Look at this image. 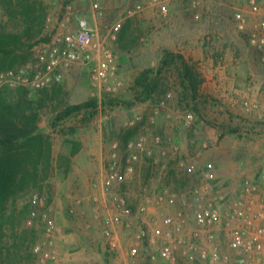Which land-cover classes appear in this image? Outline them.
<instances>
[{"label":"rangeland","instance_id":"1","mask_svg":"<svg viewBox=\"0 0 264 264\" xmlns=\"http://www.w3.org/2000/svg\"><path fill=\"white\" fill-rule=\"evenodd\" d=\"M35 1L39 3L37 16L43 9L47 14L43 32L36 41L43 44L46 42L42 38L48 37L50 42L58 31L73 27V21L65 20L70 7L74 15L89 19L100 42L114 52V71L107 84H95L90 70L101 59L96 53L93 62L66 71L61 82L44 90L26 91L24 100L39 114L35 134L45 136L54 162L47 174L43 165L35 171L36 175L28 167L9 188L4 200H0L2 262L35 264L39 259L34 246L43 239V229L40 222L38 227L29 225L31 199L38 194L44 201L43 206L55 217L57 227L60 224L63 232L70 235V241L64 244L72 252H81V256L95 264H169L162 258L150 263L143 249L139 257L131 255L139 229H152L146 223L135 224L131 217L129 227L116 226L111 240L118 246L113 248L110 238L104 234L102 216L113 211L116 194L128 197L126 181L137 173L144 178L147 166L162 176H179L182 185H187L192 177L176 169L181 162L197 165L211 175V181L204 182L211 187L210 198L226 196L230 201L227 205L236 198L244 179H261L264 174V62L254 36H258L259 26L264 22V0H256L260 8L257 13L252 11L251 0H97L102 16L91 8L94 0ZM238 13L245 17L243 28L236 19ZM5 22L9 27L19 28V22L17 26L6 19ZM113 28H117L115 40L109 35ZM38 44L22 66L29 74L39 69ZM177 55L183 56L201 81L197 94H192L189 83L183 79L182 62ZM1 89L6 94L20 93L19 88ZM91 100L96 103L93 109L62 117L70 106ZM167 131L171 134L165 137ZM90 132L94 136L99 134L106 165L102 178L97 175L99 178H86V181L90 189L92 186L97 190L103 188L106 195L102 203L97 201V206L94 200L88 203L78 198L82 202H77L81 207L77 210L66 205L65 190L71 180L57 166L56 158L73 143L81 146L84 143L91 149ZM155 137L162 139L160 145L156 144ZM142 138L146 151L139 153L133 174L123 184L106 186L104 179L112 151L118 149V160L125 168L128 144ZM30 149L25 143L11 158L17 163L22 159L24 162ZM163 151L167 152L165 156ZM90 156L97 158L95 153ZM141 162L144 164L139 168ZM259 183L260 194L255 206L258 210L260 202L264 210V182ZM153 194L146 195L152 198ZM69 196L71 199L84 197L81 192H70ZM227 205H222V209ZM94 207L96 218L92 212ZM70 208H74L71 214ZM74 223H77L75 227ZM57 237L58 232L56 242ZM218 241L221 251L229 252L221 232H218ZM185 262L186 258L178 252L176 264Z\"/></svg>","mask_w":264,"mask_h":264},{"label":"built area","instance_id":"2","mask_svg":"<svg viewBox=\"0 0 264 264\" xmlns=\"http://www.w3.org/2000/svg\"><path fill=\"white\" fill-rule=\"evenodd\" d=\"M252 11L259 12L256 0H251ZM91 8L103 15L102 7L97 0L91 3ZM131 14V12H130ZM240 28L244 27L245 17L238 13L236 16ZM65 20L73 21L75 25L62 32H57L49 43L40 44L36 50L39 56V69L29 74L25 70L8 69L0 72V89L23 88L28 91H40L49 88L63 80L64 73L76 66L94 61L93 55L101 56L90 70L92 81L98 85H105L114 71V52L102 44L89 19L83 15H74L71 8L66 10ZM260 33L254 36L261 51L264 62V22L259 26ZM117 28L109 31L110 38L116 39ZM156 144L162 139L155 137ZM145 139L130 142L127 146L128 159L125 168L118 160L117 144L108 162V172L104 179L106 186L123 184L127 177L134 172V164L139 160V153L146 151ZM163 149V148H162ZM165 156L167 152L163 151ZM157 162V160H156ZM180 168L187 169L191 175L197 176L201 182L189 191L171 194L167 188L155 196L158 203H168L176 206L179 202L185 203L191 199L192 206L188 212L182 209L176 211L174 218L169 220L172 228H141L135 236V246L131 248V255L139 257L142 249L150 263H156L162 258L169 264H176L177 253L186 258L185 264H264V212L256 210V197L260 194V183L264 182V174L259 180L244 179L239 186L236 198L227 205L228 198L220 196L210 198L211 187L204 184L211 181V175L197 165L180 163ZM258 198V197H257ZM151 197H147V200ZM80 204L82 201H77ZM113 211L102 216L104 234L110 238L114 235L116 226H130V218L135 210L123 194L113 197ZM29 225L38 227L41 223L43 239L36 243L34 252L44 264L58 262L60 252L55 247L58 232L57 222L50 209L45 208L43 199L35 194L31 199ZM222 205H227L225 210ZM147 204L142 205L138 213L145 214ZM69 213L74 212L70 208ZM218 232L227 240V250L221 251L218 241ZM203 237L213 246V250L203 248ZM161 242V243H160ZM110 245L117 248L115 240ZM140 264V263H137Z\"/></svg>","mask_w":264,"mask_h":264},{"label":"trees","instance_id":"3","mask_svg":"<svg viewBox=\"0 0 264 264\" xmlns=\"http://www.w3.org/2000/svg\"><path fill=\"white\" fill-rule=\"evenodd\" d=\"M38 5L35 0H0V72L8 69L21 70L35 49V45L39 43L35 39L43 32L47 14L45 9L42 12L40 9L41 15L37 16ZM40 6L43 8L42 3ZM5 19L15 26L19 22V28L9 27ZM49 40L48 37L42 38L46 43H49ZM167 55L174 56L170 53ZM176 57L182 62L183 79L189 83L192 94H197L201 81L195 76L183 56ZM37 60L39 61L38 54ZM2 90L0 89V200H4L9 188L20 174L27 171L28 167L34 169L33 175H36L35 171L43 165L47 174L54 162L50 145L44 141L45 136L35 134L39 114L24 100L28 90L19 88L20 93L16 92V94H6ZM95 105V100H91L70 106L62 117H68L82 110L89 111ZM25 143L29 144L31 149L25 155L24 162L22 159L17 163L11 155L13 157L17 148ZM81 148V144L73 143L69 154L61 152L58 155L57 166L64 171L70 169L72 158ZM2 263L0 257V264Z\"/></svg>","mask_w":264,"mask_h":264},{"label":"crops","instance_id":"4","mask_svg":"<svg viewBox=\"0 0 264 264\" xmlns=\"http://www.w3.org/2000/svg\"><path fill=\"white\" fill-rule=\"evenodd\" d=\"M167 7L168 4L166 2L165 4ZM165 137L170 136L171 132L167 131L164 132ZM98 133L94 136L92 132L88 134L89 138V147L91 149L88 150V146L83 143L82 148L77 153L75 157L72 158L70 169H66L65 176L68 177V179L71 180L69 187L65 190V195L67 196L66 199V205L67 207L73 206L77 207V210H79L80 205H77V199L83 198V200H87L88 203L92 202V200L95 201V205L97 206V201H101V203L104 200L105 192L104 189H95L93 186L90 189V185L87 183V179H94L95 176H101L103 177L105 174L104 172V165H106L105 158L102 154V146H101V139L99 137L98 139ZM71 152V148L68 149V151H63L62 153L69 154ZM93 153L96 154L97 158L93 159L92 156ZM59 155V154H58ZM58 158V157H57ZM141 162L139 168L142 166ZM176 170L183 171L188 176L192 177L189 179V183L187 185H182V181H180L179 176L177 177H170L164 174L162 176L161 172L155 171L148 166L145 168V171L143 172L144 178L141 175L133 174L131 175L128 180L126 181L124 187L127 191V195L129 198V203L132 206V208L135 211H138L139 208L147 204L148 210L145 214H139L132 217V221L135 222V224L138 223H146L150 228H163L165 230H168L173 227L169 223V220L174 218L176 211L179 209H182L184 212L189 210L192 206L191 199H188L187 202L181 203L179 202L176 206H172L168 203H158L155 201V194L158 192H161L163 189L167 188L168 191L171 194H179L185 191H189L188 193H191V190L198 186V183L201 184L200 180L197 178H194L193 175L190 174V172L187 169H180L177 168ZM185 170V171H184ZM104 173V174H103ZM75 176V177H72ZM84 176H86L84 178ZM97 176V178H99ZM150 188L149 190H145ZM143 189L146 191L143 192ZM150 191V192H149ZM75 192L77 193H83L84 197L76 196L74 198H70L69 193ZM148 193H154L153 199H148L146 195ZM150 195V194H149ZM262 200V198H261ZM95 206V207H96ZM261 203H258V211L264 212L263 206L261 207ZM95 207L93 208V216L96 218L95 215ZM261 209V210H260ZM78 213V212H77ZM77 223H74L73 226L75 227ZM69 227V226H68ZM70 228H68V231ZM62 230V227H60V224L58 225V237L55 247L59 250L61 256L58 262H48L46 264H95L93 260L90 258H87L86 256H81V252H72L73 250H70L68 248H65L67 245L64 243H67L70 241L71 237L68 234H65ZM62 239L64 242H62ZM203 247L206 249H209L210 251L213 250V246L209 244L206 239L203 237L202 241ZM119 248L118 250H120ZM37 256V255H36ZM35 264H44L39 259L35 260ZM124 264V263H123Z\"/></svg>","mask_w":264,"mask_h":264}]
</instances>
